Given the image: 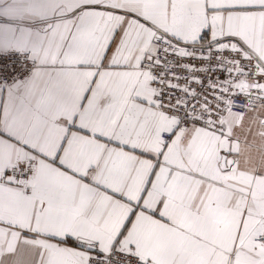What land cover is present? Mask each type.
Returning <instances> with one entry per match:
<instances>
[{
  "label": "snow or ice",
  "instance_id": "1",
  "mask_svg": "<svg viewBox=\"0 0 264 264\" xmlns=\"http://www.w3.org/2000/svg\"><path fill=\"white\" fill-rule=\"evenodd\" d=\"M0 264H264V0H0Z\"/></svg>",
  "mask_w": 264,
  "mask_h": 264
}]
</instances>
